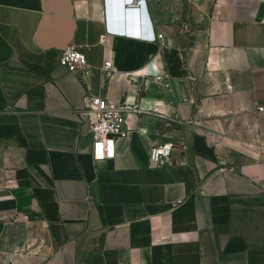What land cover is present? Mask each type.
<instances>
[{"label": "crops", "instance_id": "1", "mask_svg": "<svg viewBox=\"0 0 264 264\" xmlns=\"http://www.w3.org/2000/svg\"><path fill=\"white\" fill-rule=\"evenodd\" d=\"M111 2L0 0V264H264V0L132 2L143 38L109 29L134 30ZM71 44L88 74L60 64ZM90 94L142 108L114 158Z\"/></svg>", "mask_w": 264, "mask_h": 264}, {"label": "built area", "instance_id": "2", "mask_svg": "<svg viewBox=\"0 0 264 264\" xmlns=\"http://www.w3.org/2000/svg\"><path fill=\"white\" fill-rule=\"evenodd\" d=\"M143 0H127L128 3L140 4ZM138 12V19L133 24V29L130 30L126 24L115 26L110 21L109 29H121L123 27V33L128 36H135L143 38V18L140 15V8L135 7ZM114 21H119L117 17L112 13ZM110 19V18H109ZM141 21V22H140ZM136 30V31H135ZM159 38L162 39L163 35L159 34ZM60 64L65 66L70 72H79L82 74L89 73V60L88 55L81 46L68 45L62 50L60 56ZM102 70L108 76L118 71L117 65L112 59L105 60L102 65ZM151 83L155 85L165 84L169 86V81L164 76H153ZM142 110L140 107L131 106L129 104H117L106 97L99 94H90L87 97L85 112L88 114V119L92 126V131L95 140L94 156L97 160L114 158L116 155V140L118 138L127 137L130 133V126L128 125L125 117L127 110ZM256 112L258 114H264V103H258L256 105ZM176 142L172 140L154 143L150 150V162L154 166H165L170 164L171 157L174 149L176 148ZM183 148L188 149V144L184 143ZM181 201L175 202L174 205ZM23 250L18 249L16 253H20ZM5 264H17L14 258L10 259Z\"/></svg>", "mask_w": 264, "mask_h": 264}, {"label": "water", "instance_id": "3", "mask_svg": "<svg viewBox=\"0 0 264 264\" xmlns=\"http://www.w3.org/2000/svg\"><path fill=\"white\" fill-rule=\"evenodd\" d=\"M111 3L118 20L124 19L125 23H127L132 19L134 24L137 22V10L133 3H128L127 0H112Z\"/></svg>", "mask_w": 264, "mask_h": 264}]
</instances>
